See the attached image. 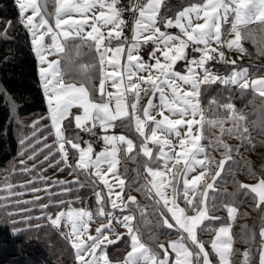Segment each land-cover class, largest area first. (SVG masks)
Listing matches in <instances>:
<instances>
[{"label":"snow or ice","instance_id":"1","mask_svg":"<svg viewBox=\"0 0 264 264\" xmlns=\"http://www.w3.org/2000/svg\"><path fill=\"white\" fill-rule=\"evenodd\" d=\"M16 3L21 23L32 36L54 130L53 145H44L49 150L44 160L49 162V167L62 163L75 177L71 181H56L62 186L60 194L72 192L69 185L83 187L81 175L93 189L98 185L107 189L105 194L94 191L96 217L104 221L95 229V235L88 232L89 223L94 220L93 213L85 208H72V201H58V204H68L69 207L55 218L45 211L50 205L43 204L40 205L45 212L43 217L29 216L19 223L46 219L57 228L62 221L70 225L71 231L66 238L71 240L78 264H210L206 242L198 239V230L214 234V239L207 243H210L220 264H233L232 257L236 253L233 251L231 223L214 226L212 222L220 220V217L211 213L217 210V180L225 172L226 164L230 161L236 163L233 154L239 153V148L233 149L222 137L234 135L241 139L242 146H251V133L247 115L237 110L230 100L220 102L212 98L208 107L204 108L200 97L202 86L217 82L236 85L242 92L251 89L262 98L261 111L264 113V76L250 78L248 69L243 68L238 71L233 69L228 77H220L206 66L212 59L233 65L236 63L226 60L224 53L213 44L226 45L230 50L244 53L246 49L241 42L250 40L264 55V0H201L183 7L175 13L174 19L161 15L164 0H137L127 6L132 14L131 39L124 36L127 25L122 17L124 8L118 7L120 0H55L54 27L46 19V0H16ZM97 9L98 15L94 11ZM29 10L32 14L25 15ZM225 25L230 27L224 28ZM162 27L176 28L179 34H171ZM86 28L91 30L86 31ZM102 28L109 30L104 32ZM45 36H50V44L44 43ZM228 36L233 38L227 39ZM69 42H73L71 49ZM146 45H152L149 58L154 63L140 55L141 48ZM84 47L89 49V53L83 52ZM189 47L193 52L200 53L198 59L189 60ZM50 55L58 59L49 60ZM85 55H90L91 60L86 62ZM122 58L125 61L123 65ZM182 60L188 62L184 73L175 70L176 64ZM97 70L100 83L92 91L99 94V101L90 98L88 87ZM66 73L76 75H70L66 83ZM77 78L79 80L75 82ZM108 81H111L115 92L106 90ZM183 86H187V90ZM142 94L149 98L141 109ZM157 95L158 103H154ZM74 107L82 109V114L73 117L75 128L92 135L99 128L102 135L98 139L104 145L102 150L96 151L88 141H84L86 147H82L78 134L72 137L65 135L62 122L72 116ZM157 116L160 118L157 119ZM229 121L232 126L225 127ZM260 123L264 126V115ZM206 125L219 129L214 142L209 140L210 144L214 143L215 149H223L219 160L212 157L202 143L208 139L203 134ZM117 126L133 128L139 136V144L123 134H109ZM182 128L185 131L182 132ZM173 138L176 143H173ZM20 143L24 145L25 141ZM70 150L74 164L69 163ZM24 154L22 151L21 156ZM57 154L60 158L54 165L52 160ZM137 157L140 159L137 160ZM36 158L33 148L27 160ZM122 159L137 163L134 171L137 179L143 178V183L138 184L135 190L143 191L146 198H152L151 213H146L135 196L129 195L125 199L128 169L125 167L124 173L120 172ZM20 163L27 172L36 168L35 164L28 168L26 160ZM59 170L64 171V168ZM228 171L231 172V166ZM249 175L256 179L255 184L235 182L236 187L252 197L257 209L264 211V172L257 175L250 171ZM38 178L47 183L48 178L42 175ZM131 183L136 184L137 181ZM6 189L10 194L23 195L13 193L11 184H7ZM41 190L31 188L32 192ZM43 190L49 192V199L54 195L47 188ZM225 195L229 198L235 196L234 193ZM40 199V196L35 197V200ZM178 199L183 200L185 207H180ZM221 207L227 211L229 221H235L238 208L234 203H222ZM189 212L194 214L189 215ZM147 215H155L157 223L174 230L178 238L170 240L167 247L158 243L155 236L150 238L152 244L142 240L141 224L149 223ZM117 227L127 230L125 234L129 238L130 250L122 260L113 262L108 257L107 246L116 243L109 239V234L115 235ZM18 231L14 230L13 234ZM259 235L262 239L259 264H264V225ZM254 237L255 233L249 239ZM120 239L122 237L117 236V240ZM241 255L243 260L240 264H250V252L245 251Z\"/></svg>","mask_w":264,"mask_h":264},{"label":"trees","instance_id":"2","mask_svg":"<svg viewBox=\"0 0 264 264\" xmlns=\"http://www.w3.org/2000/svg\"><path fill=\"white\" fill-rule=\"evenodd\" d=\"M49 1L55 4L54 0H46L48 3ZM199 1L201 0H166L163 4L161 15L168 18L174 17L175 13L182 10L183 7ZM49 11H51L50 8ZM5 23H8V25H5ZM9 24L11 25L10 27ZM0 28V181H2L1 178L6 168L19 156L20 148L22 150L25 145H29L36 141L40 135L46 133L48 134L46 140L51 141L55 137L52 134L53 129L39 78L38 62L33 50L31 34L24 27L23 23H21L16 0H0ZM72 43L69 42V47H72ZM243 43L248 58L247 62L250 64V74L253 76L264 75V64L257 63L259 60H264V55L261 56L256 51L257 47L250 49V46L255 47L252 41L243 40ZM257 68L260 69L256 71ZM70 75L74 76L73 73H66L65 76L68 79ZM220 95L226 96V99L224 101L221 100L219 98ZM212 98H216L220 102L230 100L237 110L247 115L252 141L251 146H242L241 139L237 136L225 135L222 137L223 141L233 149L239 148V153L233 154V160L236 163L232 164L230 161L229 164H226L225 172H222L221 179L217 180L215 193L217 210L213 211L212 214L220 217V220L213 221L212 223L214 226L228 223L227 211L221 207V204L233 202L234 206L238 208L236 219L232 224L234 239L233 251L236 253L232 257L233 264H240L243 260L241 254L245 251L250 252V264H259L262 243L259 232L262 225H264V211L255 207V201L250 195H246L244 191H238L235 182L252 183L256 179H253L249 175L250 171L257 175L264 172V126L260 123L261 117L264 115L261 111L262 98L255 95L251 89L242 92L236 85H221L218 82L210 86H202L200 97L201 106L207 108L209 100ZM230 122L226 123L225 127H230ZM117 124L119 125V122ZM39 127L43 128L42 131L36 133L24 145L20 146L21 140L24 139L23 135L27 132H33L34 129ZM117 128H123L128 133H135L131 127L117 126ZM20 129L21 136L19 133ZM64 129L65 135L68 137L78 134L74 127L72 117L65 120ZM203 134L208 137V139L203 140L206 151L212 157L219 160L223 149L217 150L214 147V143H209V140L214 142L215 136L219 135V129L206 125ZM41 145H43V142ZM55 158H60L59 154ZM138 158L140 159V157ZM230 166L231 172L228 171ZM125 167L128 169L126 174V190H135L138 184L143 183V178L137 179L136 172L134 171L137 168V163L129 168V160H123V173ZM62 168H64L63 172L65 174L69 172L67 167L63 166ZM140 170L143 171L142 168ZM33 180L35 178L28 177L25 179V182L28 183V181ZM133 180H138L136 186L131 183ZM72 186L76 187V185ZM34 187H36L35 182L31 183L28 188L31 189ZM80 189L76 191L80 195L79 198H81V201H75L70 206L95 210L97 208V202L91 190L92 188L83 186ZM96 189L99 190L98 186ZM58 192H62L61 185L59 186ZM70 193H73V191ZM139 193L143 196L144 201L145 199L150 201L148 202L149 206L152 203V198H146L143 191H139ZM225 193H234L235 196L234 198H229ZM68 195L69 193L63 195L58 194L53 197L58 201ZM68 207V204L52 206L48 209L47 213L53 215L57 210L68 209ZM149 209L153 211L151 207ZM40 222L42 223L40 227H36L38 225L36 223L33 224L36 228H28L30 230L23 228V231L21 232L20 229L19 232L21 234L19 239H21V244L23 245V247L21 246V255H25L26 253V257L32 260L33 253H31V249L34 250V254H41V257L36 258L32 262H28V264H78L75 258V249L72 247L70 240L66 238L63 228L52 226L46 219ZM14 230L11 224L0 222V249L11 247L18 241L17 234H13ZM198 233L199 237H206V241H210L208 237L213 235L201 233L199 230ZM253 233H255L254 239H249ZM32 241L34 244L31 243ZM129 250V242L127 241L114 243L110 248V259L113 262L120 261ZM212 256L214 259L213 264H219L216 260L217 255L213 253ZM41 258L46 261H42Z\"/></svg>","mask_w":264,"mask_h":264},{"label":"rangeland","instance_id":"3","mask_svg":"<svg viewBox=\"0 0 264 264\" xmlns=\"http://www.w3.org/2000/svg\"><path fill=\"white\" fill-rule=\"evenodd\" d=\"M55 1V0H54ZM166 0H164L165 2ZM201 2V1H199ZM197 2V3H199ZM196 4V3H195ZM52 6V7H51ZM55 7L56 5L52 4L50 1L49 3L47 2V13L48 15L46 16V19H48L49 24L52 25L53 27L55 26ZM163 7V5H162ZM161 7V10H162ZM49 8L52 9V11H49ZM96 11L97 15H98V9L94 10ZM31 10H29L27 13H25V15H31ZM92 13H89V15H91ZM79 18V17H76ZM174 19V17H172ZM38 19V18H37ZM5 25H8V23H5ZM230 27V25H225L224 28H228ZM1 29V28H0ZM86 31H90V28H86ZM109 29L106 28H102L101 31H108ZM162 30H166L167 32L171 33V34H179V30L176 28H169V29H164L162 27ZM43 31V30H42ZM223 31V29H222ZM31 34V33H30ZM32 38V36H31ZM232 36H228L227 39H232ZM222 39H224V37L222 36ZM44 43L45 44H50L51 40H50V36H45L44 37ZM115 43V42H114ZM242 46L244 47V43L242 40ZM213 47H218L219 51H222L224 53V56L226 58V60L228 61H235L236 63L233 65L231 63H224L221 62L218 59H212L209 60L207 62V67L211 70V72L214 75L220 76V77H228L231 72L233 71V69L235 70H241L243 68H247L248 72H249V76L250 78H257L259 76H264V75H257V76H253L251 75V71H250V64L249 62H247L248 58L246 55V52L241 53L239 51L236 50H230L226 45L224 46H217L215 44H213ZM257 46H250V49L256 48ZM256 51H258L256 49ZM83 52L85 54L89 53L87 48H83ZM254 52V51H253ZM256 53V52H255ZM261 55V54H260ZM187 56L190 57V59L192 58H199L200 57V53H196V52H192V55L189 56L188 55V51H187ZM262 56V55H261ZM49 60H56L57 58H53L52 55H50L48 57ZM91 60V56L90 55H85V61H90ZM124 59H121V64H124ZM149 62H153L154 61H150ZM187 61L182 60L179 61L176 66H175V70L179 71L181 73H184L186 71V65H187ZM258 64H264V60H259L257 62ZM40 65V64H39ZM260 68H257L256 71H258ZM111 70V69H109ZM252 70V69H251ZM202 72V69L200 70ZM99 73V71H98ZM65 82H69V80H67L65 78ZM100 83V82H99ZM109 90H111V92H115L116 89L111 87V81L106 82L105 84V88H107ZM185 90H187V86H183ZM143 96V94H142ZM148 96H143L142 100L140 101V108L142 109L144 106H146L147 104V100H148ZM219 98L221 100H225L226 96H219ZM100 97L95 99L96 101H99ZM154 103H158V95L156 98H154L153 100ZM129 111H131V109L129 108ZM167 114V113H166ZM160 117L157 116V119H159ZM232 126V123L230 122V127ZM31 127V126H30ZM42 127L36 128L34 129L33 132H27L25 135H23V140L25 142H27V140H29L30 138H32V136H35L36 133L41 132L42 131ZM134 130V129H133ZM181 131H185L183 128L181 129ZM83 132L81 131L80 133H78V135L81 138V144L82 147H86V145L83 143L82 141V136H83ZM20 136H21V129L19 131ZM102 133V132H101ZM109 134H115V135H125L128 138L132 139L134 141L135 144H139V136L137 133H128L125 129L123 128H114L110 130ZM48 134H44V135H40L36 141L30 143L29 145H25L22 150L20 148V153L19 156L14 160V162L9 165L6 168V171L4 172L3 176H2V181H0V222H6L11 224L15 230H20L21 232L23 231V228H36L34 227L33 224H40L42 225V223L40 221H42L43 219H33L31 221H28L27 223H19V221H24L26 220L27 217L32 216V217H43L45 212L41 210L40 205L43 204H49L50 207H52L51 205H56L59 206L60 204H58V201L60 200H69L72 202L75 201H81V198L77 199V197H79L80 195L78 194V192L76 191L77 189L79 190L80 186L76 185V187H73L72 185H69V187H71L73 189V193H69L68 196L62 197L60 200L56 201L55 198L53 196H57L58 194H60L61 192L59 191V184L56 183V181H71L73 180L75 177L73 175H70L69 172L65 174V172L60 171L59 168H62L64 165L61 163L58 166L55 167H49V162L44 160V155L48 153V148H45L44 145L48 144L51 145L54 143V139L53 140H46ZM43 142V145H41V143ZM173 143H176L175 138H173ZM203 143V141H202ZM204 144V143H203ZM21 146V143H20ZM38 146V147H37ZM152 146V145H150ZM67 147V146H66ZM104 147L103 143L101 144V148L99 150L96 151H100L102 150ZM35 149L36 151V156L37 158L35 160H27V156L32 154L33 150ZM26 149V151H25ZM41 149H43V151H41ZM31 150V151H28ZM24 151L26 152L22 157H21V152ZM177 151H179V149L177 148ZM121 156H123V153H121ZM59 158H55L52 160V163L55 165V161L58 160ZM22 160H26L27 161V167L28 168H32V166L35 164L36 168L33 172H27L24 171V165H22L20 162ZM137 160H139V158L137 157ZM30 161V163H29ZM69 163H75V159L73 158L72 155V151H69ZM136 164V162H133L131 160H129V168ZM61 166V167H60ZM122 166H123V159L121 160V164L119 166L120 172L123 174L122 171ZM213 170L215 169V165L212 166ZM198 174L197 173H193L192 175ZM43 176L47 179V183L42 182L38 177L39 176ZM28 177H33L35 178V180H33L35 182V188H40L42 189L39 192H32L31 189H29L28 187H30L29 183L25 182V179ZM80 181L83 183V186H87L90 187V189L92 190V192L94 193V191H100L102 194H105L107 192V189L103 187V185H98L99 190H97L96 188L93 189L92 185L87 183L85 180V177L83 175L80 176ZM137 183L134 185L136 186L138 184V180H136ZM29 182V181H28ZM257 181H254L252 183L249 184H255ZM7 184H11L13 185V189L12 192L13 193H23V195H13L10 194L7 189H6V185ZM22 185H27V187H22ZM180 187H182V183L180 184ZM49 189L51 193H54V195L51 196V199H49V192L48 191H44L43 189ZM81 190V189H80ZM118 191V189H117ZM135 196L137 199V203L146 209V213H151V209H149L150 204L148 206V202H150L149 200L145 199L143 196L139 193V191L137 192L136 190H131V191H127L125 188V192H124V197L125 199L127 198V196ZM36 196H40L41 199L40 200H35ZM19 201V203H18ZM24 201H28V203H24ZM180 205V207H185V204L183 202V200L178 199L177 201ZM49 207V208H50ZM73 207V206H71ZM85 207V206H83ZM48 208V209H49ZM76 209L82 208V207H74ZM37 209V211L34 212V210ZM48 209H46L45 211L48 212ZM97 209V208H96ZM96 209L95 210H88L91 211L93 213L94 216V220L91 221L89 223V228H88V232L91 235H95V229L97 227H100L101 223L104 222L103 220H101L100 218L96 217ZM67 209H59L56 211L55 214H53V218H55V216L60 212V211H66ZM189 215H193L194 213L189 212ZM216 216L215 214H212ZM227 218H228V223H231V235L233 234L232 232V224L234 221H229V217L228 214ZM139 219V216H138ZM147 219L149 221V223L147 224H141V231H142V240L148 242L149 244H152L153 242L151 241V237L155 236L158 237V243H163L165 244V246L167 247L168 242L170 240H175L178 238V235L175 233L174 230H169L166 229L165 227H161L158 223H157V217L155 215H147ZM15 222V223H14ZM40 222V223H38ZM170 222H172L170 220ZM59 227H62L65 234H69L71 231V227L70 225H67L66 223H64L63 221L61 222V225ZM126 229L123 227H117L116 228V234L112 235L109 234V239L110 240H114L116 241V243L118 242H122L123 241H127L129 242V238L128 236L125 234L126 233ZM20 231H18L17 233V237H18V241H16V243L14 245H12L11 247H6V248H1L0 249V264H28V262H32L33 260H35L38 257H41V254H34V250L31 249V253H33V259L31 260L30 258L26 257V253L25 255L22 254L21 255V246L23 247V245L21 244V239H19L21 237V234L19 233ZM23 235V233H22ZM198 235V239L200 241L206 242V237H199V233H197ZM117 236H121L122 239L117 240ZM84 239H86V237H84ZM208 239L211 241L212 239H214V234L212 236H209ZM70 240V239H69ZM36 242V241H35ZM71 242V240H70ZM32 244H34V242H31ZM72 244V243H71ZM113 244H110L107 246V254L108 257L110 259L109 256V252H110V248L112 247ZM205 250L208 252V259L210 264L213 263V258H212V253L213 250L211 249V245H209L207 242L205 243ZM170 255L174 256V254L170 253ZM42 261H46L45 259L41 258ZM218 259V257H217ZM111 260V259H110ZM218 262L220 263L219 259ZM54 264V263H53Z\"/></svg>","mask_w":264,"mask_h":264},{"label":"built area","instance_id":"4","mask_svg":"<svg viewBox=\"0 0 264 264\" xmlns=\"http://www.w3.org/2000/svg\"><path fill=\"white\" fill-rule=\"evenodd\" d=\"M137 0H120V4L118 5V7H123V13H122V17L125 20L126 23V27H124V36H127L129 39H131V25H132V14L128 11L127 6L130 4H134L136 3ZM123 38V37H122ZM152 51V45H146L144 47L141 48L140 51V55L146 60L148 61L149 58V53ZM192 48H188V55L191 56L192 55ZM190 58V57H188ZM95 135H92L88 132H83V136H82V141H88L91 142L93 144V147L95 150H99L101 148V144L102 141H100L98 139V137L100 135H102L101 130L99 128L95 129Z\"/></svg>","mask_w":264,"mask_h":264},{"label":"crops","instance_id":"5","mask_svg":"<svg viewBox=\"0 0 264 264\" xmlns=\"http://www.w3.org/2000/svg\"><path fill=\"white\" fill-rule=\"evenodd\" d=\"M53 5H54V3H53ZM51 11H52V9H51ZM175 17V16H174ZM169 18H172V17H169ZM31 40H32V38H31ZM33 46V45H32ZM190 48V47H189ZM69 49H71V47H69ZM33 50H34V48H33ZM188 51V50H187ZM35 52V51H34ZM36 55V54H35ZM92 55H94V54H92ZM53 56V55H52ZM37 57V56H36ZM53 58H57L58 59V57L57 56H53ZM84 59H85V57H84ZM54 60V59H53ZM150 60V59H149ZM148 60V61H149ZM37 62H38V72H39V68H40V65H39V60H38V57H37ZM63 63V62H62ZM74 74V76L76 75L75 73H73ZM99 76H100V74L98 73V70L97 71H95L94 72V77H93V79H92V81H91V84H89L88 85V87L90 88V98H92V99H97V98H99V94L97 93V92H95V91H92V89L93 88H98L99 87V82H100V79H99ZM39 78H40V75H39ZM65 78H66V76H65ZM67 79V78H66ZM67 80H69V78L67 79ZM78 80H79V78H77V81H75V82H78ZM40 82H41V86H42V81H41V78H40ZM42 89H43V86H42ZM106 90L107 91H110L111 92V90H109L108 89V87L106 88ZM43 92H44V90H43ZM45 95V94H44ZM45 99H46V103H47V106H48V102H47V97H46V95H45ZM80 114H82V109H79V108H77V107H74L73 109H72V116H69V117H74L75 115H80ZM48 115H49V119H50V113H49V107H48ZM68 117V118H69ZM73 121H74V119H73ZM50 122H51V119H50ZM64 123H65V121H63L62 122V127L64 128ZM51 125H52V122H51ZM74 127H75V122H74ZM117 128V127H116ZM53 129V128H52ZM77 130V132L78 133H80L81 132V130L80 129H76ZM53 132H54V130H53ZM123 171V170H122ZM72 208H74V207H72ZM237 216V215H236ZM232 232H233V228H232ZM232 236H233V234H232ZM206 242H208V241H206ZM209 245H210V243H208ZM212 255H213V253H212ZM212 258H213V256H212ZM217 260V262H218V259H216ZM213 263H214V259H213ZM212 263V264H213ZM219 263V262H218ZM220 264V263H219Z\"/></svg>","mask_w":264,"mask_h":264}]
</instances>
